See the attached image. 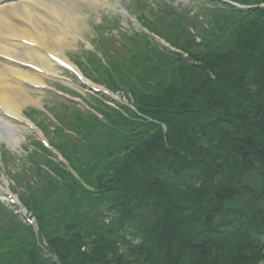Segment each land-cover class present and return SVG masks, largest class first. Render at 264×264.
<instances>
[{"label":"trees","instance_id":"16d2710c","mask_svg":"<svg viewBox=\"0 0 264 264\" xmlns=\"http://www.w3.org/2000/svg\"><path fill=\"white\" fill-rule=\"evenodd\" d=\"M229 1L250 9L219 11L214 2L201 24L165 6L151 23L201 67H165L169 56L131 35L132 50L107 58L113 66L131 60L126 82L158 124H129L113 110L109 126L82 115L69 123L91 140L76 169L100 195L74 184L59 224L38 213L40 240L60 264L264 262V0ZM112 206L119 223L108 231L100 213ZM124 223L141 239L137 247L120 231ZM0 264L58 263L15 221L0 230Z\"/></svg>","mask_w":264,"mask_h":264},{"label":"bare ground","instance_id":"6f19581e","mask_svg":"<svg viewBox=\"0 0 264 264\" xmlns=\"http://www.w3.org/2000/svg\"><path fill=\"white\" fill-rule=\"evenodd\" d=\"M0 51L11 53L27 61L42 65L44 70H56L55 64L50 61L46 54L41 51H17L15 45L6 47L8 39L34 40L39 47L47 52L66 57V51L72 47L71 42L66 41L67 36L78 35L79 20L78 5L82 0H33L39 11H47L46 14L30 9L26 3H7L0 0ZM92 2L95 0H91ZM7 9L15 18V23L8 20L1 13ZM31 23L35 26L40 35V42L35 40L32 32L25 28ZM12 80L15 84H6L5 80ZM42 76L15 65L0 61V102L7 112L12 114V119L8 120L0 113V133L10 145H18L20 142V132L28 131L25 125L20 124L24 105L30 102L29 82H39Z\"/></svg>","mask_w":264,"mask_h":264},{"label":"rangeland","instance_id":"374dc122","mask_svg":"<svg viewBox=\"0 0 264 264\" xmlns=\"http://www.w3.org/2000/svg\"><path fill=\"white\" fill-rule=\"evenodd\" d=\"M80 2L81 3L78 5V9L81 16H84L86 20L84 23H81V26L84 25V28L81 36L78 38V43H75L72 48L66 51V56L70 61H75L76 57L78 55L81 56L84 51L93 49L96 47V45L99 46L97 41L99 35L105 34V36L107 35L108 39H111L113 42L116 41V36L121 38L120 30L114 27V22L116 20L115 15H117V12L120 9H124L127 6L125 5L126 0H100V2L97 3H91L87 0H82ZM124 23L127 25L128 30H133L135 28L134 26H136V24L130 18L125 20ZM39 95L32 94V98L35 102L44 104L46 107H54L56 103L54 97L48 96L47 94ZM31 107L32 103L30 105L24 106L22 109L24 113L28 114L31 111ZM54 111H56L55 108ZM5 148V146L0 145V175H4L2 176L4 181L7 180L5 177L7 176L6 173H8V171L12 170L13 168H16V165H21L25 155L24 153L22 155L20 152V154L12 152V155L15 159L8 166L4 165L1 160V152H3ZM5 186L10 187L12 191L15 190V187L12 186L11 182L9 181ZM14 193L15 196L18 197L17 192L14 191ZM261 239L264 242V236ZM262 252L264 253V250Z\"/></svg>","mask_w":264,"mask_h":264}]
</instances>
